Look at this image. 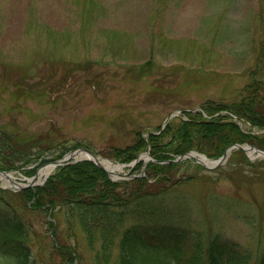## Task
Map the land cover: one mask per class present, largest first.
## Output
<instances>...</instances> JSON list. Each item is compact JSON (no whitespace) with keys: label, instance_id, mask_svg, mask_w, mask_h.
<instances>
[{"label":"rangeland","instance_id":"374dc122","mask_svg":"<svg viewBox=\"0 0 264 264\" xmlns=\"http://www.w3.org/2000/svg\"><path fill=\"white\" fill-rule=\"evenodd\" d=\"M254 77L264 80V0H0V126L24 138L63 140L68 151L87 146L123 165L136 157L120 161L105 154L107 147L132 143L137 130L148 139L176 110L207 116L204 101L238 99ZM258 130L263 136L264 127ZM58 152L29 160L13 179L27 183ZM145 155L115 174L103 169L113 180L130 179L131 167L134 174L145 169L152 154ZM242 157L215 169L187 157L175 168L178 176L198 178L183 186L194 228L202 220L205 235L238 242L252 252L253 264L264 251V157ZM37 164L33 174L25 172ZM0 185L14 188L4 176ZM27 219L31 261L61 263L48 222L54 220L80 263L98 264L102 241L90 243L79 218L62 209L54 218ZM129 225L117 231L114 258Z\"/></svg>","mask_w":264,"mask_h":264},{"label":"trees","instance_id":"16d2710c","mask_svg":"<svg viewBox=\"0 0 264 264\" xmlns=\"http://www.w3.org/2000/svg\"><path fill=\"white\" fill-rule=\"evenodd\" d=\"M202 106L211 118L185 110L186 117H174L162 130L159 125L148 139L137 130L132 143L106 148L107 156L130 161L150 146L152 156L163 162L150 160L143 176L113 180L93 161L84 160L59 166L43 185L20 191L0 186V260L5 259L6 264H38L30 260L32 226L27 215L50 214L54 218L64 209L69 217L81 220L90 243L102 241L98 264H252V252L238 242L219 232L205 235L200 219L194 228L183 186L198 178L190 173L178 176L175 167L182 162L173 159L192 149L219 157L235 142L264 148V135L243 131L230 114L225 118L214 114L224 108L249 120L257 129L264 127V80L254 77L238 99L207 100ZM22 136L20 131L0 126L2 169L20 168L54 147L59 152L53 158L68 151L63 140ZM238 154L248 160L242 149L234 150L229 159ZM35 170L28 168L25 172L32 174ZM48 222L53 228L52 243L61 257L60 264H81L80 252L58 232V224ZM125 223L130 225L116 245L119 252L114 258L116 234ZM75 239L78 241V236ZM253 264H264V251Z\"/></svg>","mask_w":264,"mask_h":264},{"label":"water","instance_id":"95a60500","mask_svg":"<svg viewBox=\"0 0 264 264\" xmlns=\"http://www.w3.org/2000/svg\"><path fill=\"white\" fill-rule=\"evenodd\" d=\"M180 112V110H176V111H173L171 112L167 117L166 119L164 120L163 122V126L162 128L169 122V120L171 118H173L174 116L178 115ZM233 148H242L244 149L246 152H249V150H253V151H257L259 152L260 154H263L264 155V149H261L260 147L256 146V145H248V144H241V143H235L233 145H230L226 151L223 153V155L221 157H219L218 159H212L213 160V164L212 165H206L205 166L207 168H215L217 166H219L220 164H223L228 156H229V152L233 149ZM143 154H146V155H149L150 154V149L146 150L144 153L140 154L136 159H134L133 161H131L130 163H123V165H128V166H132L134 165L138 160L142 159L143 158ZM197 152H187L186 154L184 155H181L178 160H182L183 158H186V157H189V156H193L195 157L199 162H202L201 158L200 157H197ZM200 155L202 156H205V154H201L199 153ZM78 155H82L85 159H91L93 160L97 165H99L100 167L102 168H105L108 173L111 174V172L102 164L101 160L99 159V157L92 151L90 150L89 148L85 147V146H80L76 149H72L70 150L66 155H64L62 158L60 159H56L53 161V163L55 165H62V164H67L69 162L72 161V159H76ZM0 172L9 176L8 174V171H4V170H1L0 169ZM35 176L32 178L34 179ZM12 182L15 184V185H20V182L19 181H16V180H12ZM31 184V183H30ZM27 185H24L22 187H25Z\"/></svg>","mask_w":264,"mask_h":264},{"label":"bare ground","instance_id":"6f19581e","mask_svg":"<svg viewBox=\"0 0 264 264\" xmlns=\"http://www.w3.org/2000/svg\"><path fill=\"white\" fill-rule=\"evenodd\" d=\"M251 154L253 153L252 151H250ZM202 162L207 164V165H212L213 161L209 158H205V157H201ZM101 162L102 164L112 173L115 174L117 172H119L123 165L120 163H115L110 159L107 158H102L101 157ZM56 165L54 163L45 166L43 168H40L38 171V181L41 182L44 180V178H46L54 169H55Z\"/></svg>","mask_w":264,"mask_h":264}]
</instances>
